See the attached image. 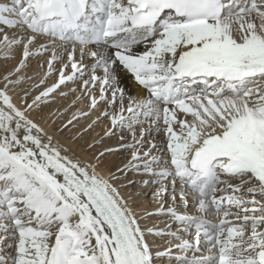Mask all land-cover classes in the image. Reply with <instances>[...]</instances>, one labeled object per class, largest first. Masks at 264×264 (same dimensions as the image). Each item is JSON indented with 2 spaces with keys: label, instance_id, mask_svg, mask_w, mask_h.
<instances>
[{
  "label": "snow or ice",
  "instance_id": "snow-or-ice-1",
  "mask_svg": "<svg viewBox=\"0 0 264 264\" xmlns=\"http://www.w3.org/2000/svg\"><path fill=\"white\" fill-rule=\"evenodd\" d=\"M0 25L20 30L0 39L5 58L22 49L0 86V242L11 240L15 253L0 256V264H162L164 257L264 264V0H9L0 2ZM48 51L47 72L20 89L17 105L9 93L33 80L22 74L27 61ZM121 69L143 93L127 102ZM54 72L58 79L48 85ZM78 81L88 111L56 131L93 111L100 114L85 131L101 118L110 121L106 136L126 130L133 142L121 147L131 159L116 171L155 178L161 200L171 195L175 203L177 184L185 208L192 197L194 214L165 203L147 213L170 217L176 231L141 227L111 182L118 177L98 170L119 148L82 159L33 116L61 86ZM153 132L163 133L164 146L153 140L141 152L137 145ZM193 226L194 240L183 238ZM149 236L179 243L154 251Z\"/></svg>",
  "mask_w": 264,
  "mask_h": 264
},
{
  "label": "rangeland",
  "instance_id": "rangeland-1",
  "mask_svg": "<svg viewBox=\"0 0 264 264\" xmlns=\"http://www.w3.org/2000/svg\"><path fill=\"white\" fill-rule=\"evenodd\" d=\"M1 1H3V3L9 2V0H0V2ZM19 31L20 30L12 29L4 25H0V39H2L4 33H7L9 36H12L14 34H18ZM39 43L47 44L49 49H51L52 47L50 42L43 38H41ZM60 44L61 42L57 41L56 52L62 57L63 63H67L68 62L67 55L61 50ZM38 46L39 45H37V47ZM7 51H8L7 49L0 47V86H2V83H3L2 81L3 75L6 74L8 71H11L18 64L19 60L21 59V55H22V49L16 48L10 53L11 58H5V52ZM68 51H71V45L68 46ZM50 56H51V51H48L44 55L34 56V57L29 58V60L27 61L28 66L25 69V73H22V74H26L27 76L33 77V80L27 81L24 84L17 86L16 93H9L10 95L15 94V96H13V99H14V102L17 103V105H20L22 102L21 97L23 96V92L20 91V89L21 88H31L35 83H38L39 79L43 77L44 74L47 72L46 61L50 58ZM75 57L77 61L81 59L79 51L76 52ZM85 59L87 60V61L84 60L85 64L90 63L89 59L87 58ZM40 65H44V67L41 68ZM62 66L63 64L61 62L55 63V67L57 69L61 68ZM70 71L71 69L69 68L68 72ZM98 74H102V73H98ZM86 78L87 77H85V79ZM56 79H58V74L54 72L47 80L48 85H51L53 82H55ZM81 84H82V81H78L76 83L69 82L67 86H61L60 90L55 95L47 98L48 100L47 103L41 105V111L38 117L36 113H33V116L37 118V122L40 123L41 126L44 127L48 132L55 135L54 132L56 131V129L59 126L66 124L67 121L71 119L74 114H77L78 112H81V111H88L87 105L89 101L86 96L82 95ZM72 89H76V90L72 91ZM39 90L40 89H36L32 91V94L28 97L29 103H31L32 97L38 94ZM60 93H67V95H61ZM77 97H80V99H77ZM126 102H127V99H126ZM104 108H105V105L101 103L100 110H103ZM99 114H100L99 111H93L90 116L83 117L78 121H74V126L69 125V127L65 129L62 133L60 132L61 133L60 138L57 135H55L56 139H58L61 143L67 146H69L67 142L68 140L73 141L74 144L70 145L71 149L74 150L76 154L79 152V155L77 154L78 156L81 155L82 151L86 152L88 154L87 159H91L97 152L103 151L105 148H109V147L113 149L119 148L120 149L119 151H114L112 153H106L105 157L102 158V163L99 165L98 170L102 174L104 173L103 175L106 177L109 176L110 173H114L115 176L118 177V179H112L111 182L118 190L121 189L123 191V193L120 195L125 200L129 198H134L133 199L134 203L132 204L136 205L135 210L141 213L139 216L140 221L142 219L150 218V221H151L150 223L152 225L150 226V228L153 227L154 229L164 230V231H169V230L176 231L180 226L175 224L171 220L169 221L168 220L169 217L155 216V215L149 217L147 213H154L158 209L161 203H165V206H168V204L169 205L174 204V206L177 207L178 205V209L182 214L186 213V214L191 215L195 213L193 203L189 202L188 208L184 207L182 201L180 200V196H179V184H177L176 186L177 187V197H176L177 199L174 203L171 195H168L167 197H165L164 200H161V199L159 200V198L155 195L157 189L160 187V185L154 184L151 182V180L155 178L145 175L142 171L137 172V171H130V170L125 169V172H117L116 171L117 168H123L124 165H126L128 161L131 159V156H130L131 150L125 149L121 147V145L132 143L133 140H132L131 135L128 134L126 130L121 131L117 129L115 130V135L106 136L105 132L108 130V128L111 125H110V121L104 118H101L97 123L93 124L91 129L85 131L88 125L92 124V121L95 120ZM51 126H53L54 130H48V127H51ZM143 127L148 128L149 127L148 123H145ZM121 135L124 136L123 140L120 139ZM137 138H139V135ZM153 140L162 148L164 146L163 142L166 141V137L163 135V133L153 132L151 136H147V135L145 136L143 145H137V147L140 148L141 152L148 151L150 149V142ZM94 142H98L96 143L95 148L88 149L87 146L89 144H93ZM152 154L159 155L160 153L153 150ZM84 159H86V157ZM108 168L111 170L109 172H105L104 169H108ZM129 185H131V188L126 191ZM135 187H137L138 189H135ZM123 188H125V190ZM169 189L171 190L170 181H169ZM124 196H127V197H124ZM185 211H187L188 213ZM145 223L147 224V222ZM169 223H171L172 225L171 229L168 228ZM189 230L190 231L186 233H181V235L183 234L182 236L185 239L194 240L195 227L193 226ZM155 238L153 237L152 239L149 240V242L151 241L150 243L154 242L155 245L160 247V248L158 247V249L154 248V250L161 249L163 251L166 248L176 243H179V241L172 240V237H170L171 239L168 241L163 236L162 239H164V242L159 244L157 243V241H159L158 238H156L157 240ZM9 244H11V240H8L6 243L0 242V256L8 257L10 255L15 254L12 251V249L9 248L8 246ZM172 251H173V257L180 254L178 250H176L174 247ZM202 251H203V254L205 255L207 254L206 249H202ZM199 254L200 253H197V255ZM165 258L167 257H164V259Z\"/></svg>",
  "mask_w": 264,
  "mask_h": 264
},
{
  "label": "bare ground",
  "instance_id": "bare-ground-1",
  "mask_svg": "<svg viewBox=\"0 0 264 264\" xmlns=\"http://www.w3.org/2000/svg\"><path fill=\"white\" fill-rule=\"evenodd\" d=\"M1 2H3V1H1ZM5 3V2H4ZM17 30H19V29H17ZM137 50L138 51H142L143 50V45H139L138 46V48H137ZM87 59H89L90 61H91V58L90 57H86ZM86 60V59H85ZM87 61V60H86ZM2 75V74H1ZM119 86L122 88V89H124L125 90V93H126V99H127V97H129V96H131V97H137V96H140V95H142L143 93L141 92V90H140V87L139 86H137L135 83H134V81L131 79V77H130V74H128L127 72H125L123 69H121L120 70V84H119ZM13 96H15V94H13ZM48 130H54L53 129V126H51V127H48ZM53 132V131H52ZM55 133V135H57L59 138L61 137V133L60 132H57V131H55L54 132ZM68 142V144H69V147H70V145H73L74 144V142L73 141H71V140H68L67 141ZM66 142V143H67ZM71 148V147H70ZM79 150H80V148H79ZM78 155H79V152L77 153ZM80 157H82L83 159L86 157V159H87V157H88V154L86 153V152H81V155H80ZM105 170V172H109L111 169H104ZM104 174V173H103ZM109 174V173H108ZM131 188V185H129L128 187H127V189H126V191L128 190V189H130ZM124 190H125V188H123ZM135 189H138L137 187H135ZM119 191V193L120 194H122L123 193V191L121 190V189H119L118 190ZM124 197H127V196H124ZM177 197V196H176ZM133 199L134 198H129V199H127L126 201H128V204L134 209V211L138 214V216H140V212L139 211H137V210H135V206L136 205H134V204H132V203H134V201H133ZM177 199V198H176ZM160 200V199H159ZM188 200H189V202H191V203H193V200H192V197H191V195H189L188 196ZM167 202V201H166ZM178 203V202H177ZM159 204V203H158ZM169 205V204H168ZM170 205H172V204H170ZM177 208H178V205H177ZM193 208V207H192ZM183 209V208H182ZM185 212H187V211H185ZM188 213V212H187ZM190 213V212H189ZM184 214V213H183ZM186 214V213H185ZM163 220V219H162ZM169 221L171 220V218L169 217V219H168ZM145 222H147V224L145 223ZM151 221H150V218H146V219H142L141 221H140V224H141V226L142 227H150V226H152L151 225V223H150ZM157 222V221H156ZM162 224V223H161ZM173 224V223H172ZM160 225V224H159ZM163 225V224H162ZM165 225V224H164ZM155 226V225H154ZM175 227H176V225H175ZM153 228V227H152ZM190 231V230H189ZM183 235V234H182ZM158 238V240L159 241H157V243H159V244H161V243H163L164 242V239H162L163 237H161V236H149L148 237V240H150V239H152V238ZM155 238V239H156ZM164 238H166V240H170L171 238H170V236H167V237H165L164 236ZM157 240V239H156ZM172 240H174L173 238H172ZM151 242V241H150ZM154 243V242H153ZM166 243V242H165ZM169 243V242H168ZM173 244V243H172ZM171 245V244H170ZM166 246V245H165ZM169 246V245H168ZM160 248V247H159ZM164 249V248H163ZM159 250H161V249H159ZM155 251V250H154ZM162 251V250H161ZM175 252V251H174ZM177 264V261H175V259H169L168 257L167 258H163L162 259V264Z\"/></svg>",
  "mask_w": 264,
  "mask_h": 264
}]
</instances>
